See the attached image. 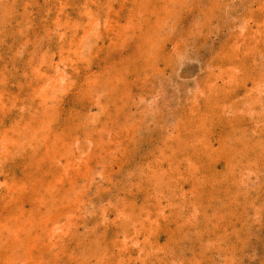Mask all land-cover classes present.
Returning <instances> with one entry per match:
<instances>
[{
    "label": "rangeland",
    "instance_id": "1",
    "mask_svg": "<svg viewBox=\"0 0 264 264\" xmlns=\"http://www.w3.org/2000/svg\"><path fill=\"white\" fill-rule=\"evenodd\" d=\"M0 264H264V0H0Z\"/></svg>",
    "mask_w": 264,
    "mask_h": 264
}]
</instances>
